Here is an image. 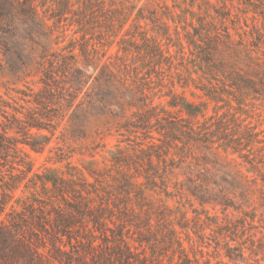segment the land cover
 I'll return each instance as SVG.
<instances>
[{"label":"trees","instance_id":"16d2710c","mask_svg":"<svg viewBox=\"0 0 264 264\" xmlns=\"http://www.w3.org/2000/svg\"><path fill=\"white\" fill-rule=\"evenodd\" d=\"M46 1L41 0V5ZM50 1L54 7L44 10H50L45 17L39 13L35 0H0V72L15 80L37 77L39 84L31 93L20 91L26 106L18 108L3 101L13 112L2 111L8 123L0 121V126L3 125L0 149L12 144L13 139L6 130L14 124L18 128L48 129L54 126L51 123L54 118L61 121L66 117L65 131L83 137L92 118L108 117L136 138L142 134L148 139L146 149L141 147V141L135 142L149 167L143 175L145 183L154 186V178L158 177L168 196V181L174 176L173 186L178 193H187L200 204L218 206L223 212L233 209L247 215L249 212L244 208L251 207L249 217L253 221L256 198L264 208V130L245 122L242 113L254 102H264V56L257 54L259 44H264V30L253 24L251 29L256 39L245 40L247 30L237 23V14L231 18V8L225 0H216L217 3L170 0L171 4L149 0L141 5L129 0ZM246 1L253 7L252 13L261 14L264 19V4ZM47 20H52V25ZM62 21L73 25L74 32H80L78 54L73 52L74 42L58 49L53 47L52 26ZM244 25L248 26L246 15ZM156 36L169 41L166 48ZM93 40L107 46L116 40L113 63L99 66L95 62L96 42ZM169 43L176 47L175 54L169 51ZM175 83L182 91H174ZM157 87L167 88L165 103L153 102ZM185 88L193 96L199 92L208 101L220 103L218 107H226L225 111L206 115L203 111L206 101L189 100ZM198 116L203 119L199 121ZM170 149L175 151L170 153ZM219 149L236 154L248 165L247 172L253 175L237 169L240 163L235 157L228 162L221 160L216 152ZM174 155L178 156L177 160ZM125 174H121L124 198L130 200L132 193L136 198H145V190L139 188L132 176ZM178 174L184 179L178 180ZM46 180L64 197L66 180L60 177ZM70 189L77 193L76 197L84 199L83 207L73 203L76 216L55 210V225L60 226V231L65 232L73 220L80 217L88 246L95 247V232H98L103 244L108 247L111 243L119 253V260L125 264L133 260L138 264H159L161 250L165 248L171 250L172 256L177 254L175 264H202L195 255H188L174 228L163 235L158 229L152 231L150 215L141 216V208L136 211L125 202L120 209L112 203V196L119 197L111 191H107L108 198L104 202L92 207L91 192L96 193V189L85 190L86 196L74 185H70ZM109 202L123 214L117 217L118 223L112 220ZM5 205L0 202V215ZM11 208L12 218L8 223L0 219V264H55L54 261L62 264L60 255L66 251L60 244L50 243L55 255L46 256L42 251L46 249L43 233L47 232L46 214L39 208L42 215H36V224L30 226L20 212ZM107 221L116 229L109 227ZM238 221L240 225L214 221L212 230L223 238L225 256L232 264H263L262 258L257 256L262 247L260 242L255 245V241L250 240L247 247L243 244L248 238L237 240L242 239L246 228L245 219ZM134 223L137 226L142 223L148 234L130 235L128 227ZM70 238L68 236L69 244ZM59 242H63L61 238ZM137 246L141 247L140 251ZM245 248L250 249L249 256L245 255ZM68 262L63 264H70ZM204 264H221V261L206 260Z\"/></svg>","mask_w":264,"mask_h":264},{"label":"rangeland","instance_id":"374dc122","mask_svg":"<svg viewBox=\"0 0 264 264\" xmlns=\"http://www.w3.org/2000/svg\"><path fill=\"white\" fill-rule=\"evenodd\" d=\"M40 1L35 0L37 9L41 15H46L45 17H47L50 10H44L48 6L53 8L54 5L50 0H47L42 6ZM129 1L133 4L141 5L149 0ZM154 1H166L171 4L170 0ZM210 1L216 2V0ZM225 1L227 6L231 8V18H234V14H237V23L247 30V34L243 36L244 39L248 41L256 39V34L251 28L253 24H256L258 28L264 30V19L261 14H253L251 10L253 7L249 6L246 0ZM251 1L255 4H264V0ZM218 3L222 4L221 2ZM240 9H245L247 12L242 13ZM244 15H246L248 26L244 25ZM47 22L50 25L53 23L52 20H47ZM227 24L228 26L231 25L230 22H227ZM52 30L54 48H62L67 46L69 42H74L73 52L79 53L80 32H74L75 27L73 25H69L67 21H62L56 26L53 25ZM250 30L252 34H250ZM148 34H151V32H148ZM86 37L89 38L90 34H86ZM234 37L238 38L236 35ZM156 38L160 41L163 48L167 47L166 43L169 42L167 39L161 36H156ZM93 41L96 42V40ZM259 45L260 48L258 49L260 50L257 51V54L263 57L264 44L260 43ZM168 48L171 53L176 50V47L171 46L170 43ZM95 49L96 51L93 52V55H95L94 60L99 66L114 62V54L117 50L116 40L108 46L96 42ZM121 54L119 52V55ZM175 57L177 61L178 56L175 55ZM80 58L82 57L80 56ZM129 59L128 57V61ZM38 87L37 77L15 80L13 77L0 72V121L8 123L2 116L3 110L10 113L13 112L11 106L3 105V101L18 108L20 105L26 106L27 103L21 99L23 94L20 91L31 93V90L36 91ZM173 89L176 92L182 91L176 83ZM155 90L156 95L153 97V102L161 101L165 103L168 99L164 95L167 88L157 87ZM184 93L189 100L194 102L206 101V105H203V111L206 115L221 114L226 109V107H218L220 103L216 105L205 97H201L199 92L198 95L193 96L188 88H185ZM245 109L246 112L242 113L245 122L256 126L257 129L264 130V102L256 101L252 106L249 105ZM21 111L25 112L26 110L21 108ZM18 115L21 116V114ZM65 119L66 117L60 121L58 118H54L51 122L54 125V129L53 127L48 129H37L36 127L18 128L14 124L12 128H7L6 130L8 136L13 139L11 141L12 144L6 149H0V202L6 204L0 219H4L8 223V219L12 218V214H10L12 206L27 219L28 225L31 226L36 224V215H42L40 213L41 209L47 217L44 224L47 232H43L46 249L42 250L46 256L55 255V251L50 244L55 241L66 251L65 254L60 255L63 261L62 264L64 261H69L68 263L70 264H125L119 260V253L116 248H113V245L111 246V243H109L108 247L103 244L98 232H95L97 235L94 243L95 247L91 248L88 246L86 243L88 236L85 235V230L80 226V217L73 220L74 223L70 228H67L68 230L63 228L65 232L63 230L60 231V226L55 225V210L62 213H72L76 216V211L72 208L73 203L83 207L84 199L76 197L77 193L70 189V185H74L75 189L81 191L83 196H86L85 190L93 191L96 189V193L91 192L94 198L92 207H96L100 201L104 202L108 198L107 191H111V193L118 195L120 198L112 196V203L118 205L120 209H123L124 203L127 202V205L134 207L136 211L141 208V216L150 215L151 223L153 224L152 231L155 232L158 229V233L163 235L169 228H174L178 231L188 255L190 257L195 255L202 264L206 260L211 263L221 261V264H232L224 254L223 238L212 230L215 228L214 221L217 220L219 224L233 222L240 225L238 220L245 219L244 236L242 239L237 238V240L241 242L248 238L246 243L243 244L247 247H250V240H254L255 245L260 242L262 247H260L257 256L262 258L261 262L264 264V208L260 205L261 201L259 198H256L253 202L255 218L252 221L249 217V213L252 211L251 207L244 208L249 212L247 215H243L240 211L237 212L233 209L223 212L218 206L200 204L191 195L178 193L173 186V182L176 179L174 176L168 181L167 190L169 195L166 196L163 189L164 186L158 177L155 176L154 178L156 180V185L154 186L145 183L143 175L149 167L146 164V157L140 152L138 145L135 143L136 141H141L143 149L148 147V139H144L142 134H138L139 137L136 138L133 134L120 128L116 121L108 117H97L91 119L87 135L80 137L65 131ZM197 119L201 121L203 118L198 116ZM2 126H0V132L2 131ZM153 133L156 135L155 132ZM40 135L45 136V138ZM30 143L34 146H31ZM174 151V149H170V153ZM216 152L217 156L225 162L231 161V158L235 157L237 162L240 163L237 165V169L250 176L253 175V173L247 172L246 167L248 165L243 163L240 158H237L236 154L231 155L221 149ZM152 158L154 163H156V158L154 156ZM174 158L177 160L178 156L174 155ZM262 170L264 171V166H262ZM122 173L132 176V180L139 184V188L145 190V198H136L134 193L131 194L130 200L124 198L125 194L122 191L123 186L121 184L123 181ZM54 177H60L68 182L66 185L64 184L67 189L64 192V197H61L59 192L52 187V184L46 180ZM177 178L178 180H183L184 176L178 174ZM112 203L109 202L110 209H112L111 217L112 220L118 223L117 217H122L123 214ZM214 217H216V220ZM134 220L137 221V219ZM157 221L158 225H156ZM107 223L109 227L116 229L113 223L110 221H107ZM248 223L255 226L250 227ZM141 225L142 223L139 226L135 223L134 225L130 224L128 227L129 234L134 237L141 236L140 233L147 235V230ZM107 233L110 234L109 231ZM68 236L71 237V244L68 243ZM158 237L160 238L161 236L158 235ZM60 238L63 241L62 243L59 242ZM217 241L219 242L218 245L216 244ZM133 243L136 245L135 242ZM137 247L138 251H140L141 247ZM145 252L149 254V249L146 248ZM161 252L162 260L159 264H175L177 254L172 256L169 248L162 249ZM249 253L250 249L245 248V255L249 256ZM170 257L174 258L171 259ZM54 263L58 264L56 261ZM130 264H138V261L133 260Z\"/></svg>","mask_w":264,"mask_h":264}]
</instances>
